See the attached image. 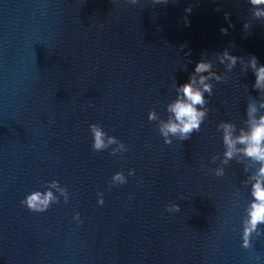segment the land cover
Wrapping results in <instances>:
<instances>
[{
	"label": "clouds",
	"instance_id": "clouds-1",
	"mask_svg": "<svg viewBox=\"0 0 264 264\" xmlns=\"http://www.w3.org/2000/svg\"><path fill=\"white\" fill-rule=\"evenodd\" d=\"M127 3L135 5L138 0H126ZM169 0H153V3L167 4ZM250 5L253 7V17L256 19L264 18V9L258 6L264 5V0H249ZM219 11V9H217ZM192 8L189 6L185 9L186 13H191ZM229 17L228 13H225V19ZM185 22L187 20L185 18ZM229 27H232L229 24ZM243 28L247 30L249 24L245 23ZM222 34H227V28L220 29ZM183 47V46H182ZM186 55H188L186 53ZM206 54H202L205 56ZM217 59L220 64H224L227 61V71L231 72L236 66L237 62L243 63V57L232 55L227 49L222 53L217 54ZM247 67H250L255 76V82L252 85L253 89L264 94V66L258 67V59L255 55L249 56L247 61ZM213 64L211 60L201 59L195 64L194 71L190 74L187 83L179 85L176 88L178 93L177 98L167 106V112L170 116L166 121L161 120L159 124V132L164 137L165 144H172V140L169 139L170 136L177 137L179 141L189 140L193 133H198L200 131L202 123L205 121L210 109L207 107L209 104L208 99L205 98V93L209 96L213 93V85L207 83L211 79L216 82L228 80V77H221L216 72L212 71ZM207 73V75H203ZM91 107V105H89ZM259 107L264 108V99L259 102ZM247 116L248 119L246 124L248 125V130L245 131L243 128L240 129L239 135H234L236 131V126L232 122H221L218 125V129L222 130V141L226 146V151L224 152L223 164H228L230 160L234 158L237 153H242L245 157L250 158L252 161L259 163V168L254 176L250 179L254 181L251 185V195L254 200L249 204L246 209L247 218L243 221V226L241 229V239L242 247L244 249L252 248L253 237H260L264 235V229H261L260 225H264V115H260L259 119L256 118L255 113L257 112L256 103H249L247 105ZM149 121H155L158 119L155 111H150L148 114ZM90 133L93 137L92 148L95 152H101L106 150L110 145L117 144L118 148L113 149L112 155H116L119 152H127V146L118 141L115 137H109L107 143L105 142L106 133L102 130L101 126L98 124L89 125ZM237 145H242L243 147L238 148ZM213 157V162L215 161ZM134 174V170H129L128 175ZM215 175L222 177L224 175L223 168H218L215 170ZM127 183V178L122 172H116L111 177L112 185H123ZM49 190L39 191L35 190L27 194L24 199L20 201L30 212L43 213L47 211L52 204L59 203V197L53 194L50 189H57L60 196L64 198V202H68L69 193L65 187H62L58 181H51L47 184ZM98 204L103 205V193L98 192ZM166 209L169 212H179L180 205L176 203H171L166 205ZM78 223H80V215L76 213L73 217Z\"/></svg>",
	"mask_w": 264,
	"mask_h": 264
}]
</instances>
